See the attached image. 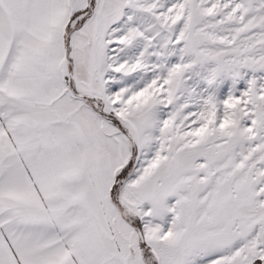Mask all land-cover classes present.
I'll return each instance as SVG.
<instances>
[{
  "label": "snow or ice",
  "instance_id": "6c2138e0",
  "mask_svg": "<svg viewBox=\"0 0 264 264\" xmlns=\"http://www.w3.org/2000/svg\"><path fill=\"white\" fill-rule=\"evenodd\" d=\"M0 264H264V0H0Z\"/></svg>",
  "mask_w": 264,
  "mask_h": 264
}]
</instances>
